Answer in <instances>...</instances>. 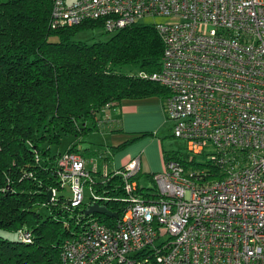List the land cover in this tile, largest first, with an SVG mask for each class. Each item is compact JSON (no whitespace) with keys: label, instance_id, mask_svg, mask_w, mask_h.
<instances>
[{"label":"built area","instance_id":"obj_1","mask_svg":"<svg viewBox=\"0 0 264 264\" xmlns=\"http://www.w3.org/2000/svg\"><path fill=\"white\" fill-rule=\"evenodd\" d=\"M150 17L164 18L151 24L160 65L138 76L166 90L171 136L203 152L221 177L206 180L170 159L142 194L129 179L139 171L131 158L113 174L125 210L112 213L111 226L83 223L62 241L60 264H264V0H51L49 26L94 21L113 33ZM57 165L70 207L82 203V184L86 206L109 200L91 191L90 173L105 176V166L87 167L78 153H63Z\"/></svg>","mask_w":264,"mask_h":264},{"label":"trees","instance_id":"obj_2","mask_svg":"<svg viewBox=\"0 0 264 264\" xmlns=\"http://www.w3.org/2000/svg\"><path fill=\"white\" fill-rule=\"evenodd\" d=\"M50 7L51 0H0V230L16 234L15 241L0 237V264H60L62 241L83 223L95 218L113 224L104 215H84L83 203L70 207V196L63 192L57 160L63 153L84 158L85 151L73 143L62 153L50 154L41 144H58L61 135L86 137L100 127L96 114L112 110L120 100L152 95L162 100L167 94L156 82L138 76L159 69L162 42L151 24L135 23L106 41L85 44L71 39L74 30L98 23L51 29ZM122 66H133L137 73H122ZM99 118L110 125L109 119ZM129 144L125 141L110 151ZM106 154L99 152L96 158L106 161ZM204 156L196 160L161 152L163 164L174 159L206 180L220 178L215 164ZM106 169L105 176L90 173L95 182L91 191L107 197L100 205L119 216L127 206L122 181L113 175L120 168ZM139 175L129 179L137 183ZM152 175L144 176L151 182ZM47 193L52 194L50 200ZM36 207H44L48 215H40ZM18 231H28L29 241L18 240Z\"/></svg>","mask_w":264,"mask_h":264},{"label":"crops","instance_id":"obj_3","mask_svg":"<svg viewBox=\"0 0 264 264\" xmlns=\"http://www.w3.org/2000/svg\"><path fill=\"white\" fill-rule=\"evenodd\" d=\"M163 99L161 100L155 95L139 99H123L112 110L97 113L95 120H98L97 123L99 122L100 127L91 129V132L108 134L110 135V140L108 145L103 144L101 147H93V144L84 142V137L82 138V143L86 145L79 149L85 151L83 153L84 158L80 156L86 161V166L89 167L92 162H95L98 168L105 166L114 170L122 167L134 156H138V173L140 175L144 176L147 173L156 174L161 172L163 170L161 152H167L163 149L159 138H157V135L164 131L167 120L163 113ZM100 116L102 118L105 117L107 121L109 119L110 125L101 123L99 121L101 119L99 118ZM118 128L120 130L115 132V129ZM142 133L150 135L146 137L139 136ZM129 140V145L113 154L111 153L112 147ZM102 150L107 153L106 161L96 158L99 152H103Z\"/></svg>","mask_w":264,"mask_h":264},{"label":"rangeland","instance_id":"obj_4","mask_svg":"<svg viewBox=\"0 0 264 264\" xmlns=\"http://www.w3.org/2000/svg\"><path fill=\"white\" fill-rule=\"evenodd\" d=\"M71 1V0H69ZM164 18H159V17H150V18H143L138 21V23L143 24V25H150L153 23H158V22H163ZM112 36L111 33H105L103 29L96 25H91V26H86L82 27L80 29H75L73 35L71 36V39L73 41H79L83 42L85 44H91L95 42H103L108 40ZM120 72L122 73H137V69L133 66H122L119 69ZM164 101V99H163ZM171 122L166 120L164 131L161 134L157 135V138H159L160 142L162 143L163 149L166 151H174L178 152L181 155H189L195 157L196 160H199V158H202L203 152L195 156L192 153L188 152L186 149V142L183 140L175 139L171 136L170 133V128ZM110 140V135L108 134H102V133H97L95 131L90 132L86 137H84V142L88 144H93V147H101L103 144L108 145V141ZM75 144L77 148H81L83 145H86L85 143H82V138L81 139H76V137L70 136V135H61L58 144H52L50 145L49 142L44 141L41 144V147L49 148V153L50 154H55V153H62L67 147H69L71 144ZM210 149H206V151H209ZM133 158H137V156H134ZM204 158H206L204 156ZM207 159V158H206ZM91 166L95 170H100L96 166L95 163H91ZM189 169H194L190 165ZM138 181V186L142 188L141 193L145 194L146 190L152 189L155 187L154 182L148 181V178H145L142 175H139L137 177ZM65 188L63 192L65 193V196H70L71 191L67 184L64 185ZM90 197V190L89 187L85 184H82V203L86 205L88 198ZM35 211L38 212L42 216L48 215V211L44 207H39L35 208ZM63 225H66L65 221ZM0 237H3L8 240H13L15 241L16 239V234L14 232H7L4 230H0Z\"/></svg>","mask_w":264,"mask_h":264},{"label":"water","instance_id":"obj_5","mask_svg":"<svg viewBox=\"0 0 264 264\" xmlns=\"http://www.w3.org/2000/svg\"><path fill=\"white\" fill-rule=\"evenodd\" d=\"M51 194L47 193L46 199H50ZM89 214H98V215H104L108 218H115V215L112 213L107 212L102 206H99L97 204H90L87 206V208L84 211V215H89Z\"/></svg>","mask_w":264,"mask_h":264}]
</instances>
